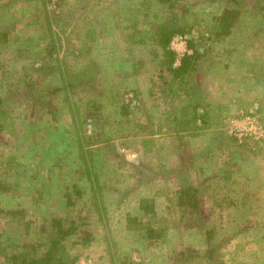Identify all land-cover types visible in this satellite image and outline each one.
<instances>
[{
    "label": "rangeland",
    "instance_id": "obj_1",
    "mask_svg": "<svg viewBox=\"0 0 264 264\" xmlns=\"http://www.w3.org/2000/svg\"><path fill=\"white\" fill-rule=\"evenodd\" d=\"M153 2L0 0L9 111L0 181L12 185L0 192V210L13 212L0 214L1 255L46 245L51 220L70 216L92 239H68L77 264H264V10L242 2L239 22L218 41L223 0ZM174 15L186 33L172 37L171 52L177 36L192 54V40L209 47L189 91L207 124L193 129L176 119L190 96L161 48L125 40L144 21ZM187 180L200 186L198 211L180 206ZM128 216L142 229L128 230Z\"/></svg>",
    "mask_w": 264,
    "mask_h": 264
},
{
    "label": "trees",
    "instance_id": "obj_2",
    "mask_svg": "<svg viewBox=\"0 0 264 264\" xmlns=\"http://www.w3.org/2000/svg\"><path fill=\"white\" fill-rule=\"evenodd\" d=\"M176 0H155V5L158 3L160 4H169L168 6L172 8L175 6ZM225 2V7L221 11V13L214 19L213 23V32H214V40H222L228 37L232 29L235 25L239 22L241 15L243 13L242 9V2H246V4H250L253 2L254 9L257 10H264V0H223ZM251 1V2H250ZM262 2V4H261ZM248 6V5H247ZM143 9L148 10L151 7V3H143ZM185 9H182L180 15H184ZM145 16L147 17L148 14L145 12ZM179 17L176 15L170 16L167 18L166 21H163L159 24H148L144 21L141 25V28H135L132 33H128L125 36V40L130 45H148V43H154L158 45L161 50L163 51L162 57L164 61H167V70L173 76L175 80H182L185 84H187L185 92H188L190 96L187 99L186 104L181 108L180 114L176 117L179 119L180 124L182 125V121H184L187 125L189 124L192 129L197 126V121L201 120L202 123L205 125L207 121L206 117V110L202 114H198V109L200 108V99L194 97L193 94H189V91L197 90L198 82L201 80L199 77L202 63L204 58L207 56L209 47L204 40H200L198 42H194L193 40L190 41V47L193 49V54L189 56H185L182 59L181 65L178 68H173L175 63V54L171 52L168 47L170 40L175 34H184L186 33V29L182 26H178ZM150 26V28L146 26ZM130 27L127 28V31ZM3 37L4 34H0ZM5 37V36H4ZM136 37H138L136 39ZM49 50L51 52L48 54V57L52 58L53 52L55 51L56 45L50 42ZM50 58V59H51ZM31 84L30 86H32ZM73 84H68L69 92L72 90ZM191 89V90H190ZM8 108L6 105L5 99L0 94V134L4 128V120L5 117L8 115ZM183 127V126H182ZM197 128V127H196ZM209 176L207 180H209ZM202 184V183H201ZM12 185L9 184L8 186L3 184L0 181V192H5L10 189ZM200 186H195L194 184L190 183L188 180L181 184L179 189V203L181 207H188L192 212L198 211L200 208L201 201L199 200L200 195ZM140 208L146 213H154V206L153 200L150 199H142L140 201ZM1 213H9V211L0 210ZM11 211L9 214H12ZM139 225V227H138ZM143 224L139 222L136 218H131L130 216L127 217V229L128 230H136L142 229ZM25 229H28V225ZM147 237L154 238L156 237L155 230L151 228H147ZM46 231L49 233L47 236V244L43 245L42 243H38L36 246H30L31 251L42 249V247L46 246V248L39 252V254L34 255V253H21L17 246L15 247L16 250L8 255H1L0 256V264H77L79 257L73 256L70 254L68 250L67 241L72 236H79L82 240L83 244L91 243V234L85 230L81 229L77 221L70 216H66L64 218H53L50 223V228H47ZM214 231H210L207 233V236L213 238L211 234ZM210 234V235H209ZM24 247H28L24 245ZM2 251V249L0 248ZM7 252V251H6Z\"/></svg>",
    "mask_w": 264,
    "mask_h": 264
},
{
    "label": "built area",
    "instance_id": "obj_3",
    "mask_svg": "<svg viewBox=\"0 0 264 264\" xmlns=\"http://www.w3.org/2000/svg\"><path fill=\"white\" fill-rule=\"evenodd\" d=\"M171 49L176 54L175 67L180 65L183 57H185L186 55L192 54L191 51H189L187 48V42L181 36H177L173 38L172 43H171Z\"/></svg>",
    "mask_w": 264,
    "mask_h": 264
}]
</instances>
